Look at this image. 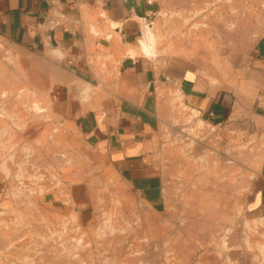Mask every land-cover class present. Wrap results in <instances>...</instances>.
I'll list each match as a JSON object with an SVG mask.
<instances>
[{"label": "rangeland", "instance_id": "obj_1", "mask_svg": "<svg viewBox=\"0 0 264 264\" xmlns=\"http://www.w3.org/2000/svg\"><path fill=\"white\" fill-rule=\"evenodd\" d=\"M144 1L146 56L227 86L264 52V0ZM43 60L0 35V264H264V123L212 125L162 98L149 137L162 185L143 195L52 103Z\"/></svg>", "mask_w": 264, "mask_h": 264}, {"label": "crops", "instance_id": "obj_2", "mask_svg": "<svg viewBox=\"0 0 264 264\" xmlns=\"http://www.w3.org/2000/svg\"><path fill=\"white\" fill-rule=\"evenodd\" d=\"M144 0H0V35L43 57L52 103L136 193L162 185L149 154L161 99L176 96L212 125L264 123V52L245 78L224 86L182 58L146 56ZM71 120V121H70ZM253 222H264V158L254 173ZM249 210H252L249 208Z\"/></svg>", "mask_w": 264, "mask_h": 264}, {"label": "bare ground", "instance_id": "obj_3", "mask_svg": "<svg viewBox=\"0 0 264 264\" xmlns=\"http://www.w3.org/2000/svg\"><path fill=\"white\" fill-rule=\"evenodd\" d=\"M148 33V32H147ZM147 36H146V38H147V40L150 42L151 41V39H150V36H149V33L148 34H146ZM144 47V53H146V54H151V47L150 46H147V45H145V46H143Z\"/></svg>", "mask_w": 264, "mask_h": 264}, {"label": "built area", "instance_id": "obj_4", "mask_svg": "<svg viewBox=\"0 0 264 264\" xmlns=\"http://www.w3.org/2000/svg\"><path fill=\"white\" fill-rule=\"evenodd\" d=\"M76 1H78V0H76Z\"/></svg>", "mask_w": 264, "mask_h": 264}]
</instances>
